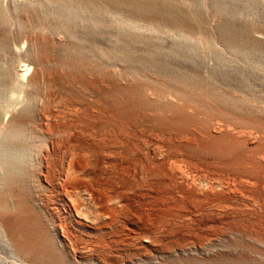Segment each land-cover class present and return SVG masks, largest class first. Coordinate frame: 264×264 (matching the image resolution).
Returning a JSON list of instances; mask_svg holds the SVG:
<instances>
[{"label": "rangeland", "instance_id": "obj_1", "mask_svg": "<svg viewBox=\"0 0 264 264\" xmlns=\"http://www.w3.org/2000/svg\"><path fill=\"white\" fill-rule=\"evenodd\" d=\"M0 172V264H264V0H0Z\"/></svg>", "mask_w": 264, "mask_h": 264}, {"label": "bare ground", "instance_id": "obj_2", "mask_svg": "<svg viewBox=\"0 0 264 264\" xmlns=\"http://www.w3.org/2000/svg\"><path fill=\"white\" fill-rule=\"evenodd\" d=\"M4 159H5V158H4ZM4 159H3V160H4ZM6 159H7V158H6ZM6 159H5V161H6ZM10 160H11V159H10ZM5 161H4L3 163H5ZM8 162L10 163L9 165H11V161L8 160ZM2 165H4V164H2ZM9 165H8V166H9ZM12 165H13V164H12ZM5 166H6V165H5ZM5 166H4V167H5ZM9 167H10V166H9ZM9 167H8V168L6 167V168H5V171H7L6 169H9ZM10 168H11V167H10ZM10 170H11V169H10ZM10 170H9V171H10ZM9 171H8V172H9ZM0 173H1V172H0Z\"/></svg>", "mask_w": 264, "mask_h": 264}]
</instances>
